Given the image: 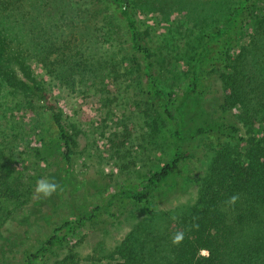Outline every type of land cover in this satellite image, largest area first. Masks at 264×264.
Masks as SVG:
<instances>
[{"label":"rangeland","instance_id":"obj_1","mask_svg":"<svg viewBox=\"0 0 264 264\" xmlns=\"http://www.w3.org/2000/svg\"><path fill=\"white\" fill-rule=\"evenodd\" d=\"M8 1L18 8L6 18L10 24L4 23L5 34L27 58L30 73L28 88L4 87L0 92V174L10 170L15 185L24 190L32 183L34 193L15 201L5 198L0 187V242L8 239V228L21 230L14 249L0 253V264H20L23 251L36 250L60 221L101 203L122 185L144 180L169 159L174 141L170 124L144 92L125 26L105 0ZM131 2L151 50L156 82L182 96L204 36L238 0ZM248 32L232 43L230 53L248 43ZM215 101L214 94L184 96L185 121L194 119L196 125L202 112L212 115ZM240 110L233 109L238 120ZM53 111L75 140L69 174L61 143L47 138ZM261 121L264 129V117ZM192 134L193 129L184 130L186 139ZM209 142L196 140L192 163L153 194V209L168 223L195 202L197 178L213 154ZM42 178L58 186L50 197L35 192ZM145 216L128 205L113 220L86 225L62 250L73 249L81 264H110L109 255Z\"/></svg>","mask_w":264,"mask_h":264},{"label":"trees","instance_id":"obj_2","mask_svg":"<svg viewBox=\"0 0 264 264\" xmlns=\"http://www.w3.org/2000/svg\"><path fill=\"white\" fill-rule=\"evenodd\" d=\"M105 1L125 26L136 69L145 80L144 92L170 124L174 148L169 159L144 180L122 185L101 203L53 226L36 250L23 251L20 264H81L73 249L62 250L68 238L95 221L106 223L117 218L128 205L141 209L146 216L109 255L114 261L110 264H264V129L260 127L264 117V0H238L204 36L183 95L214 94L216 101L212 115L202 112L196 125L194 119L185 121L181 110L184 96L174 95L156 82L151 50L138 29L131 0ZM17 8L8 0H0V92L4 87L28 88L27 58L13 49L4 29V23L10 24L6 18ZM245 30L249 31L248 43L240 45L235 54L230 53L232 43ZM237 106L241 109L240 120L233 112ZM240 121L245 134L241 133ZM189 128L193 134L186 139L184 130ZM47 138L61 143L69 174L75 140L54 111ZM196 140L210 141L213 154L206 171L197 178L195 202L168 223L153 209V194L192 163ZM10 179V170L0 174L5 198L22 201L25 194L33 195L32 183L23 190ZM7 231L8 239L0 242V253L12 251L21 235V230Z\"/></svg>","mask_w":264,"mask_h":264},{"label":"clouds","instance_id":"obj_3","mask_svg":"<svg viewBox=\"0 0 264 264\" xmlns=\"http://www.w3.org/2000/svg\"><path fill=\"white\" fill-rule=\"evenodd\" d=\"M57 185L54 182H51L47 178H42L37 181L35 192L37 195L43 197H50L54 192L57 191ZM179 239V237H177Z\"/></svg>","mask_w":264,"mask_h":264}]
</instances>
